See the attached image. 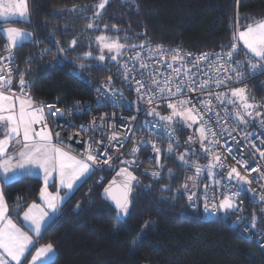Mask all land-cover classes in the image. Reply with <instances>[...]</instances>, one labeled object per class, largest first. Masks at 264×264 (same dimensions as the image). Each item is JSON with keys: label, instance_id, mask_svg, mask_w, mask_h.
Wrapping results in <instances>:
<instances>
[{"label": "trees", "instance_id": "trees-1", "mask_svg": "<svg viewBox=\"0 0 264 264\" xmlns=\"http://www.w3.org/2000/svg\"><path fill=\"white\" fill-rule=\"evenodd\" d=\"M97 2L28 0L30 19L0 21L2 26L31 31L35 40H27L14 50L16 91L23 72L30 82L26 91L36 103L54 101L68 106L72 102L92 101L98 82L113 77L116 63L107 52L104 62L94 58L101 54L96 45L99 35L119 38L120 43L129 46L143 43L218 49L230 45L237 14L241 26L264 19V0H109L102 15L93 21L95 9L91 5ZM73 5L77 7L74 9ZM58 9L62 11L57 13ZM90 22L98 26L88 28ZM104 25H108L107 29ZM73 39L77 44L70 48ZM5 42L0 34V49ZM61 48L64 52L59 51ZM129 48H123L121 53ZM88 52L93 58L84 57ZM80 64L87 66L81 68ZM175 128L180 136L177 152L161 158L164 167L157 181L135 174L140 183L134 187L131 209L124 221L116 218L115 211L100 196L114 174L111 171L104 173L99 184L88 182V176L61 204L58 216L47 223L38 237L39 243L54 245L52 264H264V249L235 224L239 212L208 220L200 212V200L196 208L186 202L181 185L194 174V169L182 166L176 154L194 149L199 155L189 154L186 159L207 164L208 158L198 145L185 143L190 135H195L193 131L179 124ZM60 144L73 151L66 143ZM208 181L207 175H202L200 188ZM0 187L9 215L20 223L22 211L39 200L41 179L22 176L11 183L1 181ZM146 224L150 226L140 238L142 243L130 251L132 241Z\"/></svg>", "mask_w": 264, "mask_h": 264}, {"label": "snow or ice", "instance_id": "snow-or-ice-1", "mask_svg": "<svg viewBox=\"0 0 264 264\" xmlns=\"http://www.w3.org/2000/svg\"><path fill=\"white\" fill-rule=\"evenodd\" d=\"M108 3L109 0H98L97 3L91 5L95 9L92 14L93 21L102 15V11ZM76 7L77 5H73L74 9ZM59 11L62 9L56 10L57 13ZM14 17L19 20L30 19L28 0H0V21L7 23ZM97 26L92 22L87 25L88 28ZM104 27L107 29L108 25H104ZM112 27L117 28L116 25H112ZM0 34H3L7 41L4 45L6 55H0V181L11 183L20 174L30 175L33 169H37L43 174L44 183L39 191V199L43 203L37 204L33 201L22 214L29 232L38 237L46 222L59 210L65 198H70L82 180L100 168L107 166L111 169L113 167V156L109 155V151L120 153L124 145L131 141L133 147L129 150L128 155L132 158L125 159L121 154L118 160L119 171L109 182V185L103 189L105 198L114 202L117 216L127 217L130 212L134 187L140 183L132 169L135 167L141 147L151 148L152 158L155 160L157 169L164 167L161 163L162 149L157 147L156 143L149 137L135 139L133 125L138 119L137 116L128 118L121 116L123 128V132H121L117 130L114 122H108L107 113L93 117L89 121L88 129H82L83 132L91 131L93 134L102 128L110 130V132L101 133L102 137H107L106 144L102 141H89L86 149L79 155H73L70 151L55 144L53 142L54 136L56 140H59L61 133L59 131L53 133L49 128L47 116L51 115L56 119L64 120L63 124L56 125L61 129L72 127L73 121L65 120L64 111L57 108L55 104L41 102L37 105L26 91L30 87V82L25 79L23 72L20 73L16 85L19 91H16L14 87L12 75L14 50L22 46L27 40L35 42L33 34L20 27H3L2 25H0ZM96 41L99 44L101 54L94 58L100 62H104L106 59L105 49L108 53H115V55L110 56L112 61L119 62L118 57L123 48L144 47L143 43L139 46L125 45L120 43L119 38L110 39L104 34L97 36ZM57 43L59 42L57 41ZM76 44L77 41L73 39L69 47L73 48ZM241 46L246 50V59L243 61L236 60L233 63L234 56ZM221 47L223 49L225 46L222 45ZM59 51L64 52V49L61 48ZM148 51V59H152L153 56L160 57L154 63L170 61L167 62V68L171 69L175 75H167L163 80H160L157 78L159 73L156 70L150 73V79L146 82L143 78H136L134 73L137 70L135 67L129 68L127 63L120 65L119 71L122 72V79L133 86L137 97L135 102L129 101L128 105H136L138 113L140 112V103L148 105L145 115L151 119L140 124V129L147 128L150 133L156 136H166L169 143L164 151L171 155L175 153V146L179 143L175 135V125L179 124L186 128H193V126L198 125L196 127L198 135H190L185 143L192 145L198 141L200 152L208 158V163L201 165L198 161L186 159L189 154L199 155L194 149H186L185 152L176 154V158L182 166L194 169V174L186 177L185 183L181 185L186 202L190 207L196 208L197 202L202 198L204 211H211L213 214L218 211L228 213L238 210L237 201L242 192H250L253 197L257 195L256 190L250 187L249 175L259 173L257 180H264V171H261L262 164L257 162L255 167H251V162L244 159L245 149H251L253 150V161H255L257 154L260 161H264V150L257 145V141H259V144L264 146V112L258 110L264 105L254 102V97L249 95L247 86L233 87L224 92L209 89L213 85L215 88L226 87L227 83L232 80L242 81L245 75L255 78L259 74H264V19L241 26L239 14H237L236 30L226 52L193 54L181 49L165 50L162 45H157L155 49L149 48ZM213 56L214 59H212ZM84 57L93 58L91 52L85 53ZM188 57H193L192 68H198L201 62H204L213 75L208 76L205 73L206 78L201 80L197 86L194 79L197 73L191 72L188 67L186 60ZM130 59L134 62L140 61V69H149V64L142 60L140 52H137ZM173 63H179L181 67L174 68ZM86 66L85 64L79 65L81 68ZM244 68L246 71L241 70ZM182 71L184 79L174 83L175 77H179ZM228 73H234V75H227ZM141 76L143 77V72H141ZM111 83L112 79L109 77L106 86H108L111 96L109 97L108 93L105 92L103 93L105 99L115 100L118 98L119 101L123 102V93L119 90H112ZM259 87L264 88V84H260ZM189 93H198L199 97H203H198L200 107H197V104L193 102ZM213 98L220 105L225 106L223 107V116L216 111ZM161 100L166 102L167 108L170 110L168 115H162L158 111ZM227 105L232 106L231 111ZM72 109L74 113L70 114H83L90 111L88 106L82 105L79 101L72 105ZM206 113L215 118L217 127L220 128V135L208 123ZM112 116L115 118V113ZM230 118L233 120L232 127L227 123ZM250 123L257 124L260 129L258 134L255 130L244 131L241 129L242 125H249ZM237 132L239 138L234 135ZM74 136H79V133L74 134ZM74 136H70L69 139H73ZM222 139L223 144H221ZM242 141L244 142L243 146L241 145ZM93 144H95V148ZM98 157H103V159L99 160ZM228 157H231L235 163L229 165L226 162ZM241 170L248 175H242ZM144 171L149 172L153 178H159L161 175L158 170L144 169ZM223 173L226 175H222ZM205 174L209 182L205 183L201 189L199 181L201 176ZM169 175H171V169ZM57 181L56 191H49V183H56ZM233 181L235 182L234 185ZM189 182H191V187ZM215 186L227 189L225 193H222L223 198L218 201L215 199V192H210V189ZM167 187V185L163 186L164 189ZM261 188L264 189V184L261 185ZM61 191H63V195H61ZM177 191L180 190L177 189ZM259 201L264 204V191L259 193ZM19 206L20 198H17V207ZM79 207L80 204L77 203L76 208ZM261 210L264 211V208ZM149 226L150 224H146L145 230ZM256 227L257 217L253 214L251 228L255 229ZM244 231L247 233L249 229L245 228ZM29 232H25L19 227L9 215V205L3 189L0 187V264H24L28 255H31V259L27 260V264H52L50 257L54 252V245L52 243L40 245L32 253L31 249L35 247V242L33 235H30ZM137 243H142V239L138 240Z\"/></svg>", "mask_w": 264, "mask_h": 264}, {"label": "built area", "instance_id": "built-area-1", "mask_svg": "<svg viewBox=\"0 0 264 264\" xmlns=\"http://www.w3.org/2000/svg\"><path fill=\"white\" fill-rule=\"evenodd\" d=\"M6 44L3 43L1 49H0V55H6V52L4 51V45ZM139 46V45H137ZM165 50H174V49H181L184 52H190L193 54H199L202 52H209V53H217V52H221L224 51L226 52L228 50V48H208V49H201V50H195V49H189V48H184V47H179V46H163ZM155 49L156 46H150V45H144L143 48L140 47H130L128 50H126L125 52L121 53V55L118 57V61L115 63V66L113 68V77L112 79V83H111V89L112 90H119V92L123 93L124 96V100L123 102L119 101V99H115V100H107L105 99V96L103 95V93L107 92L108 96H111V92L109 91L108 86H106V81L108 80V78L106 79H102L98 82L94 96L92 101H84V102H80L82 105L88 106L90 108V111L84 112L83 114H70V113H74V110L72 109V105L75 102H72L71 104H69L68 106H62L54 101L51 102H44L45 104H55V106L57 108H60L61 110L64 111L65 113V120H72L73 121V126L70 128H58L56 127V125H61L64 123V120H59L56 119L55 117L48 115L47 116V120H48V125L49 128L53 131V133H55L56 131H59L61 133L60 135V139L56 140L55 136L53 139V142L55 144H60V143H66L68 146H70L67 142H66V138L70 135H74L76 133H79V136H76L77 138H80L82 140V144L79 148H73V151L75 152L76 155H79L81 152H83L86 147H87V142L89 141H102L103 143H107V137L106 136H101L102 132H110V130L107 129H100L99 131L95 132L94 134L91 131L88 132H83L82 129H88L89 127V121L92 120L93 117H99L102 113H107L109 116V123H115L117 130L123 132V128L121 126V120L120 117L123 116L124 118H128V117H132V116H137L138 119L135 122V124L133 125L135 131H134V137L136 140H139L141 137H149L152 141H154L157 145V147L162 149L161 152V158L168 156L170 154H168L166 151H164V149L167 148V145L169 143V140L167 139V137H160V136H156L152 133H150L147 128L144 129H140V124H142L145 120L151 119L150 117H147L145 115V111L148 107L147 104L145 103H140L139 104V108H140V112L138 113L136 110V105H128L129 101L135 102L137 97H136V93L133 90V86L130 85L129 83L125 82L122 79V72L119 71L120 69V65L123 63H127L129 68H133L135 67V69L137 70L134 74L136 76L137 79H144L146 82L149 81L150 79V73L155 72L156 70H158V79L163 80L165 78V76L167 75H175L174 73H172L171 69L167 68V62L170 61H165L163 63H154V61L159 60L160 57L159 56H153L152 59H148L149 57V51L148 49ZM137 52H140L141 54V58L144 62L149 64V69L147 70H143L140 69V61H132L130 58L135 56ZM215 57L213 56L212 59H214ZM193 57H188L186 58V60L188 61V67L191 69V72L197 73V76L194 77L195 81H196V85L198 86L200 81L205 79V73H207L208 76H212L213 73L212 71L208 68L207 64L204 62H201V64L199 65L198 68H192L191 66V62H192ZM246 56L244 54H242V52L239 50L235 56H234V60L233 63H235L236 60H245ZM12 67L14 69L12 75H14L17 64H16V59H15V52H14V60L12 61ZM173 67L177 68V67H181L179 63H173ZM243 71H246V68L241 69ZM141 72H143V77L141 76ZM222 75H224L222 73ZM227 75H234V73H228ZM180 79H184V74L183 71L181 72L179 77H175L174 83L178 82ZM18 84V82H17ZM260 84H264V74H259L257 75L255 78H253L250 75H245L244 79L242 81H229L227 83V86H221L220 88H215V86L213 85L209 90L211 91H219V92H224L227 91L230 88L233 87H244L247 86V88L249 89V95L251 97H254V102L260 103L261 105H264V88L259 87ZM17 91H19V88L17 87ZM119 95V93L117 94V96ZM190 98L193 100L194 103L197 104V107H200L199 102H198V97L199 94L198 93H189ZM199 98H203V97H199ZM41 102L36 103L37 105H39ZM213 104L216 105V111L220 112V115L223 116L224 112H223V105H220L214 98H213ZM115 105V106H114ZM227 107L229 108V111L232 110V106L231 105H227ZM203 110V109H201ZM261 112H264V107H261L260 109ZM158 111L162 114V115H168L170 113V110L167 108L166 102L161 100L160 101V106L158 108ZM115 113V118H113L112 114ZM206 119H208V123L213 127V129L217 132L218 135H220V128L217 127L216 124V120L214 117H211L210 114H205ZM227 123L229 124L230 127L233 126V120L230 118ZM241 129L244 131H253L255 130L256 133L258 134L260 129L258 128L256 123H250L249 125H242ZM175 135L179 140L180 143V136L177 133V130L175 131ZM234 135L237 136V138H239V133H234ZM77 140V139H76ZM179 143L175 146V153L178 150V145ZM224 141L223 139L221 140V144H223ZM229 143H232L231 141H229ZM243 141L241 142V145L243 146ZM257 145L260 146L262 148V150H264V146H261L259 144V141H257ZM93 147L95 148V144H93ZM133 147V143L131 141L127 142L124 147L121 149L120 153H115L112 150L109 151V155L113 156V167L111 169L107 168V166L100 168L96 171H94L90 176H89V180L88 182H94V183H101L104 180V173L106 171H111L113 173H115L117 170H119V165H118V160L121 157V154H123V158L125 159H131L132 157L128 155L129 150ZM221 151H223L221 149ZM252 151L251 149H245V156L244 159L249 160L251 162V167H255L256 163L259 162L262 164V168L261 171H264V161H260V158L258 156V154L255 157V161H253V157H252ZM173 153V154H175ZM153 157V153L150 147H141V150L138 154V157L136 159V164L135 167L132 169V171H134L135 174L142 176L144 178H146L149 181H157L159 178H153L149 172H145L144 169H151V170H158L160 171V173L162 174V168L157 169L156 168V164L155 160L152 158ZM99 160H102L103 157H98ZM229 165H232L235 163L234 160L231 159V157L227 158L226 161ZM147 164V165H143V164ZM241 174L242 175H248V173L244 172L243 170H241ZM222 175H226V173H223ZM259 173H251L249 175V179L251 180V185L250 187L255 189L257 192V195L255 197H253L252 193L250 192H242L237 203L239 205V209L232 211L234 213H240L241 215L239 216V219L237 218V220L235 221V224L238 225L240 231L246 235L251 237L254 242L260 247L264 249V219H261V217H264V211H262L261 209L264 208V204H261V202L259 201V193H261L262 191H264V189L261 188V185L264 184V180H257ZM161 176V175H160ZM87 182V183H88ZM209 182V181H208ZM207 182V183H208ZM234 185V181L232 182ZM225 184H227V181H225ZM204 185V184H203ZM203 185L202 188L203 189ZM233 190H235L233 188ZM227 191L226 188L221 187V186H215L214 188L210 189V192H215V199L218 201L219 199L223 198L222 193H225ZM200 212L204 217H208L210 216L211 218L218 216L219 214H226L223 211H218L215 214H213L211 211H204V201L201 198L200 199ZM211 202V201H210ZM253 214L256 215L257 217V227L255 229L251 228V218L253 216ZM245 228H248L249 231L246 233L244 231Z\"/></svg>", "mask_w": 264, "mask_h": 264}, {"label": "rangeland", "instance_id": "rangeland-1", "mask_svg": "<svg viewBox=\"0 0 264 264\" xmlns=\"http://www.w3.org/2000/svg\"><path fill=\"white\" fill-rule=\"evenodd\" d=\"M11 20H19V19H17V18H12ZM1 22H3V21H1ZM8 26H12V25H6V26H3V27H8ZM17 27V26H16ZM22 29H24V28H22ZM24 30H26V29H24ZM27 32H30V33H32L31 31H29V30H26ZM3 37H4V40L6 41V38H5V36L3 35ZM7 42V41H6ZM96 45H97V48H98V51L100 52V49H99V44L97 43V41H96ZM240 51L242 52V54H244L245 55V52H246V50L245 49H243V47L241 46V48H240ZM104 52H107L108 53V51H107V49H105L104 50ZM109 54H111V55H115V53H109ZM196 127H198V125H195V126H193V128H188V129H190L191 131H193L194 133H195V135H198L197 133H196ZM196 145H198V147L200 148V145H199V142L197 141L196 143H195ZM57 145H59V146H61V147H63V148H65V150H67V151H70L73 155H76L75 154V152H73V151H71L69 148H67V147H65V146H63V145H61V144H58L57 143ZM15 162V161H14ZM201 165H206L205 163H200ZM37 176L41 179V187H43V174L42 173H38L37 174ZM85 180V179H84ZM84 180H82L78 185H77V187L84 181ZM57 183H58V181L56 182V183H53V182H50L49 183V191H51V192H55L56 191V189H57ZM41 187H40V189H41ZM61 195H63V191H61ZM37 204H42L43 202L39 199L38 200V202H36ZM27 208V207H26ZM26 208L22 211V213L20 214V223H17L16 221V223L18 224V226L19 227H21L25 232H29V228H28V226H27V224L23 221V218H22V214H23V212L26 210ZM57 214V212L56 213H54L53 215L55 216ZM50 220V219H49ZM48 220V221H49ZM47 221V222H48ZM47 222H46V224L44 225V227L47 225ZM43 230V229H42ZM145 233V229L144 228H142V230L140 231V233H139V235L132 241V243H131V246H130V251H132L135 247H136V245L138 244L137 242H138V240H140V238L142 237V235ZM29 234L30 235H33V237H34V242H35V247H32V249H31V252L32 253H34L35 252V248L36 247H39L40 245H43V244H46V243H39V240H38V237L37 236H35L33 233H31V232H29ZM54 255H55V253L53 252L52 254H51V257H50V260L54 257ZM31 259V255H28V257H27V260H30ZM27 260H25L24 261V264H27Z\"/></svg>", "mask_w": 264, "mask_h": 264}, {"label": "water", "instance_id": "water-1", "mask_svg": "<svg viewBox=\"0 0 264 264\" xmlns=\"http://www.w3.org/2000/svg\"><path fill=\"white\" fill-rule=\"evenodd\" d=\"M70 136H74V135H70ZM70 136H68V137L66 138V142H67L70 146H72V147L79 148V147L81 146V144H82V140H81L80 138H77L76 136H74V138L70 140V139H69ZM76 139H77V140H76ZM118 171H119V170H117V171L113 174V176L107 181V183L103 186L102 191H101V195H100V196H101V199H102L105 203H107L109 206H111V208L115 211L116 218H117L120 222H122V221H124V219H125L126 217H123V216L118 217V216H117L114 202H112V201L109 200V199H106L105 196H104V193H103V189H104L106 186L109 185V182L113 179V177L116 176V173H117ZM130 209H131V207H130ZM207 219H208V220H211L212 218H211L210 216H208Z\"/></svg>", "mask_w": 264, "mask_h": 264}, {"label": "crops", "instance_id": "crops-1", "mask_svg": "<svg viewBox=\"0 0 264 264\" xmlns=\"http://www.w3.org/2000/svg\"><path fill=\"white\" fill-rule=\"evenodd\" d=\"M38 173H39V170H37V169H33L30 175H29V174H20V175H18L16 178H19V177H22V176H37ZM0 184H1V181H0ZM67 198H68V197H66L65 200H66ZM65 200H64V201H65ZM60 206H61V205H60ZM59 208H60V207H59ZM58 214H59V210L57 211V214H56L55 216L52 215V217L50 218V220L53 219L54 217L58 216ZM50 220H49V221H50ZM49 221H48V222H49ZM48 222H47V223H48Z\"/></svg>", "mask_w": 264, "mask_h": 264}]
</instances>
